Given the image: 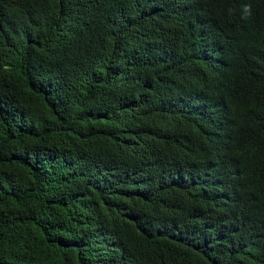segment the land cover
Returning a JSON list of instances; mask_svg holds the SVG:
<instances>
[{
    "label": "trees",
    "instance_id": "trees-1",
    "mask_svg": "<svg viewBox=\"0 0 264 264\" xmlns=\"http://www.w3.org/2000/svg\"><path fill=\"white\" fill-rule=\"evenodd\" d=\"M0 264H264V0H0Z\"/></svg>",
    "mask_w": 264,
    "mask_h": 264
}]
</instances>
